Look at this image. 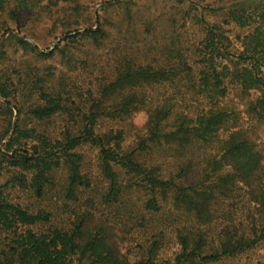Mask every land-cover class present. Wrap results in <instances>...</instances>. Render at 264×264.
Wrapping results in <instances>:
<instances>
[{"label":"trees","instance_id":"16d2710c","mask_svg":"<svg viewBox=\"0 0 264 264\" xmlns=\"http://www.w3.org/2000/svg\"><path fill=\"white\" fill-rule=\"evenodd\" d=\"M83 8L79 0H0V33L5 35L11 31L8 39H17L26 45L25 37L15 30L30 29L41 21H54L60 24L58 27L65 35L63 40L89 35L99 41L105 31L100 30V23L94 28L79 18ZM213 11L224 16V24L235 23L247 29L244 36H239V50L231 49L224 25L207 19V12ZM65 12L77 13L71 16L73 22H62L58 17ZM198 21L205 28V38L197 71L189 63L187 54L178 50V63L169 62L160 67L142 65L139 60L123 55L117 62L116 76L100 89L99 97L89 90V98L83 100V95L65 80L51 87L36 85L34 89L39 92L40 102L31 105L28 112L42 122L69 113L70 123L62 138L53 139L45 132L38 133L22 125L18 86L11 77L10 83L0 78V96L6 99L0 98V114L5 117L0 132V175L4 169L13 170L12 177L0 184V264H75V261L79 264L85 261L91 264H156L151 257L132 261L121 248L131 227L127 224L117 226L99 217L93 211L95 204L90 201L87 204L91 210L76 212L70 228H43L50 221L49 212L45 209L32 211L4 194L5 188L17 183L42 198L46 188L54 184L52 173L64 161L70 168L67 192L70 197L75 195L78 186L86 182L81 172V155L76 152L85 143L100 150L102 167L110 180V189L104 196L107 203L114 201L120 191L114 168L117 164L141 176L152 190L153 195L147 201V208L152 210L160 206L157 193L167 196L173 191L176 204L208 207L212 199L222 193L228 196L246 191L258 213L253 221V237L239 236L237 228L225 226L220 231L221 251L204 254L202 235L193 238V245H190V237L182 236L183 249L176 257V264H205L208 260L234 255L264 237V0H232L227 6H208L198 16ZM60 47L57 44L54 49ZM3 74L0 69V77ZM37 76L47 79L43 73ZM176 79H179L177 83L184 84L187 92L164 97L162 104L150 111V137L144 139L139 148L146 141L159 139L170 129L164 133L168 141H178L181 148L191 142L201 143L217 157L210 161L214 166L228 167L227 172L218 174L213 181H210V171L202 175L201 182L190 185L176 181L177 176L165 178L158 166H147L139 161L137 151L124 153L122 129L105 133L97 130L103 115L114 117L141 108L142 99L129 92L135 87ZM73 90L80 94L79 102L83 101L78 113L71 110L72 105L78 104ZM253 91L260 92V96L254 99ZM114 93L122 95L120 102L104 100L103 96ZM72 123L74 128H70ZM189 171L190 166L182 169L184 174Z\"/></svg>","mask_w":264,"mask_h":264},{"label":"rangeland","instance_id":"374dc122","mask_svg":"<svg viewBox=\"0 0 264 264\" xmlns=\"http://www.w3.org/2000/svg\"><path fill=\"white\" fill-rule=\"evenodd\" d=\"M79 1L84 4L79 18L94 28L100 23V30L105 31L99 41H94L89 35L63 40L65 35L58 27L60 24H54V21H41L30 29L15 30L21 37H25L28 43L26 45L17 39H8L11 31L5 35L0 33V43L4 42L0 44V69L4 72L0 78L10 83L11 77L18 86L17 102L23 109L21 123L38 133L45 132L53 139L63 137L62 133L70 123V115L63 113L50 120L37 121L28 112L31 105L40 102L39 92L34 89L36 85L51 87L52 84L58 85L59 81L65 80L83 95V100L89 98V90L95 91L94 94L99 97L102 94L100 89L116 76L117 62L123 55L129 56L131 60H139L142 65L160 67L169 62L178 63V50L187 54L189 63L197 71L200 67V49L205 38V28L198 21V16L208 6H227L232 0H193L194 3L191 0ZM207 13V19L211 23L224 25L231 40V49L239 50V36H244L247 29L235 23L224 24V16L219 12ZM75 14L77 13H59L58 17L63 19L62 22H73L74 18L71 16ZM57 34L60 37L56 38ZM57 44L61 46L58 50L54 49ZM39 73H43L48 80L40 79L37 76ZM178 80L135 87L129 92L136 93L142 99L141 108L115 114L114 117L103 115L97 130L105 133L111 129H122L124 153L137 151L139 161L147 166H158L165 178L177 176L176 181L182 185H190L201 182L202 175L210 171V181H213L218 174L227 172L228 167L221 164L214 166L210 161L217 157L201 143L191 142L181 148L178 141H168L164 133L170 129L159 136V139L146 141L139 148L141 142L150 137V111L162 104L164 97L187 92L183 83H177ZM73 94L78 104L72 105L71 110L78 113L83 101L79 102L80 94L74 90ZM118 95L108 94L103 98L110 103L115 99L116 104L122 97ZM259 96L260 92H252L254 99ZM0 98L6 101L2 96ZM15 114L17 120V113ZM4 118L0 114V132L4 128ZM73 125L70 124V128H74ZM76 152L81 155V172L85 175L86 182L78 186L75 195L70 197L67 192L70 168L64 161L52 173L54 184L46 188L42 198L17 183L5 188L4 194L12 202L32 211L45 209L49 212L50 221L43 228H70L75 213L87 208L91 210L87 203H94L93 211L99 217L117 226L127 224L131 227L121 248L132 261L151 257L156 264H176V257L183 249L181 237L186 235L191 239L190 245H193L194 237H204V254L221 251L220 231L225 226L237 228L239 236L253 237V221L258 218V213L244 190L228 196L222 193L213 198L208 207H185L179 202L176 204L173 191L167 196L157 193L160 206L158 210H152L147 208V201L153 195L152 190L141 180V176L129 173L126 167L117 164L114 168L120 191L114 201L107 203L104 196L110 189V180L104 173L100 150L91 143H85ZM187 166H190V171L184 174L182 169ZM12 175L13 170L4 169L0 175V184H4ZM75 264L79 263L75 261ZM82 264L91 263L85 261ZM205 264H264V237L255 245L234 255L208 260Z\"/></svg>","mask_w":264,"mask_h":264}]
</instances>
